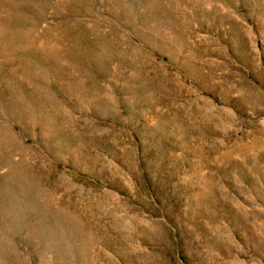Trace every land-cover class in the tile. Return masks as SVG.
I'll use <instances>...</instances> for the list:
<instances>
[{
    "label": "rangeland",
    "instance_id": "374dc122",
    "mask_svg": "<svg viewBox=\"0 0 264 264\" xmlns=\"http://www.w3.org/2000/svg\"><path fill=\"white\" fill-rule=\"evenodd\" d=\"M0 264H264V0H0Z\"/></svg>",
    "mask_w": 264,
    "mask_h": 264
}]
</instances>
